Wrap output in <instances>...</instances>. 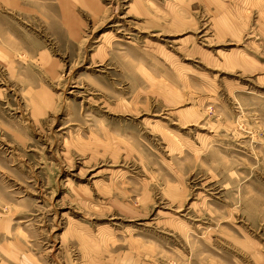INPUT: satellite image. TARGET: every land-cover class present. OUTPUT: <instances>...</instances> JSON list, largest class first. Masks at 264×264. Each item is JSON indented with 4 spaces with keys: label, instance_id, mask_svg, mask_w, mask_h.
Wrapping results in <instances>:
<instances>
[{
    "label": "rangeland",
    "instance_id": "374dc122",
    "mask_svg": "<svg viewBox=\"0 0 264 264\" xmlns=\"http://www.w3.org/2000/svg\"><path fill=\"white\" fill-rule=\"evenodd\" d=\"M0 0V264H264V0Z\"/></svg>",
    "mask_w": 264,
    "mask_h": 264
},
{
    "label": "crops",
    "instance_id": "0c3cea01",
    "mask_svg": "<svg viewBox=\"0 0 264 264\" xmlns=\"http://www.w3.org/2000/svg\"><path fill=\"white\" fill-rule=\"evenodd\" d=\"M75 2L77 3V4H80L81 2H79V0H75Z\"/></svg>",
    "mask_w": 264,
    "mask_h": 264
}]
</instances>
